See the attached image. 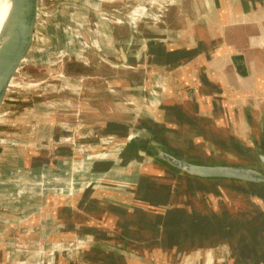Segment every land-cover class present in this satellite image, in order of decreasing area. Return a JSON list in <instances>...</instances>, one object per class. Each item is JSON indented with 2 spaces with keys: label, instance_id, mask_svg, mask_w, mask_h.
<instances>
[{
  "label": "rangeland",
  "instance_id": "1",
  "mask_svg": "<svg viewBox=\"0 0 264 264\" xmlns=\"http://www.w3.org/2000/svg\"><path fill=\"white\" fill-rule=\"evenodd\" d=\"M58 1H42L41 16H57L63 10L68 11L70 7L75 21L71 20L69 23L66 34L50 62L40 65L43 66L41 68H46L44 73L39 75L41 73L36 72L28 81L24 70H21L15 79L17 87L9 94L23 103L22 98L32 93L34 101L32 109L30 107L24 111L25 105L20 103L10 109L14 119L25 117L27 123L10 154L5 171L0 174V250L6 252L1 264H89L84 255L94 237L89 234L77 235L71 239L64 237L71 232L66 222H62L49 233L34 228L24 235L7 237L2 232H5L7 227H11L16 235L22 232L23 221L35 219L33 215L39 211V204L44 198L51 202L65 198L66 189L61 190L66 193L58 196H55L51 189H57L60 183L72 186L70 181L75 184L81 181L73 179L72 175L87 176L83 183L79 182L80 187L85 188L88 186V176L95 175L105 163L107 166L112 164L108 167L110 173L118 171L121 166L148 172L145 167V155L136 147L142 141L141 130L131 127L132 123L128 122L134 116L141 115L143 105H146V113L153 109L148 99L146 103L138 100L139 92L143 90L142 82L149 81V76L156 75L153 70L156 66L146 60L144 55L140 56L139 47L147 43L151 36L163 38L185 29L188 12L192 20L193 17L197 19V10L193 9L197 4L195 0L193 6V0H187L181 8L178 5L183 0H95V4L92 0H75L73 3ZM172 7L175 15L170 11ZM4 9L3 1V4H0V22H3L1 13ZM182 9L184 12L186 10L185 14ZM121 21L127 24L130 32L137 33L136 39L123 32L121 33L124 40L119 38L118 27ZM104 31L107 33L106 39L100 36ZM238 33L227 41L230 45L238 46L239 53L229 55L230 59L247 72L250 68L256 71L264 69V32L261 31L259 38L253 41L256 46L252 45L251 40L258 36L255 25L243 28ZM212 37L213 35H210V39ZM92 40H96V43ZM243 54L247 56L245 61H237V55ZM192 77L190 76L188 86L184 88L183 96L192 100L197 96L200 98V94H206L208 91L215 103L200 99L201 102H196L193 106L182 108V105H178L168 110L176 124L162 125L157 129L158 135L165 140V145L189 146L187 140L192 139V147L189 146V150L197 148L222 154L223 152L205 136L238 138L250 142L252 128H256L260 115L264 114V92L257 91L256 88L251 89L247 80L235 77L234 74L229 75L228 81L235 92L233 89L232 92L222 93L211 90L201 79ZM178 79H175L177 84ZM33 83L38 85H32ZM153 85L156 88L155 82ZM192 88L194 93L190 91ZM146 91L143 90L149 98L150 94ZM242 103L257 111L254 123L249 124L242 114ZM3 114L4 112L2 118ZM117 123H124L126 127L113 128ZM0 145L4 147L5 142ZM180 145L177 146L178 149L183 150ZM229 158L236 160L228 155ZM34 186L43 190L38 194L41 196L33 197V192L26 193ZM107 188L106 184H102L99 185L98 191H105ZM20 190L25 194L18 195ZM221 190L220 197L214 195L215 190L207 191L208 199L205 200L219 201L223 206L235 198L243 202L251 199L249 194H246V197L234 195L230 186H223ZM96 191L89 190L90 201H100ZM9 194L14 198L9 197ZM196 194V199L202 201L198 193ZM115 201L118 200L105 199L100 201L104 203L103 207H93L90 204L88 206L126 214L134 210L132 201ZM222 211L224 207H221V214ZM81 219L82 216L77 217V220ZM95 225L100 231L99 235L101 232L106 233L102 220H97ZM256 226L263 227L260 221ZM109 229L112 228L109 226ZM78 230L79 228L72 230L73 235H76ZM262 239L264 241V236L260 241ZM233 241L235 240L230 239V242ZM222 244L219 247L226 248L230 244L229 237ZM179 257H175V260L172 256L167 258L171 262L174 261V264H185V261H181L182 257ZM8 258H14V263ZM167 258L164 255L160 260L166 264ZM194 263L195 261L192 262ZM95 264L98 263L95 261Z\"/></svg>",
  "mask_w": 264,
  "mask_h": 264
},
{
  "label": "crops",
  "instance_id": "2",
  "mask_svg": "<svg viewBox=\"0 0 264 264\" xmlns=\"http://www.w3.org/2000/svg\"><path fill=\"white\" fill-rule=\"evenodd\" d=\"M92 1L95 4V0ZM195 1L197 2L196 6H193L194 0L191 3L193 9L197 10V19L193 17L192 20L187 11L185 29L173 35L170 33V35L163 38L151 37L147 40V43L141 44L139 47L141 50L140 56L144 55L146 60L156 66L153 69L156 71V75L149 76V81L144 80L142 82L144 85L139 83V85H143V90H147L146 92L150 96L148 98L147 94L140 90L138 100L141 103H146V99H148L153 109L145 114L141 113V115L134 116L128 122L132 123L131 127L141 130L142 137L140 139L142 141L136 147L145 155V167L148 168V172H144L142 169L133 170L121 166L118 171L110 173L108 167H111L112 164L107 166L105 163L104 167L98 170L95 175L88 176L86 181L88 186L85 188L80 187L79 182L83 183L87 176L72 175L73 179H80L81 181L76 184L70 181L69 184H72V186H65L60 183L57 189H51L55 196L66 193L61 192V190L66 189L65 198L61 197L58 201L52 202L46 201L44 198V201L39 204L40 209L45 210L44 215L35 216L36 220H30V218L23 221L21 226L23 231L17 235L11 227H7L5 232H2L4 235L16 237L24 235L29 232V229L34 228L49 233L50 230H55L62 222H66L68 230H71V232L65 234L64 237L71 239L83 234L94 237L84 255L89 264H95V261L98 264H141V262L104 250L102 248L104 244L146 256L157 264H164L160 260L164 255L166 258L172 256L173 260H175V257L178 259L180 256L182 257L181 261H185V264H192L193 261H195L194 264H264V242L259 243L262 235L258 236V232L253 233L252 220L247 217L239 218L237 209L228 223L219 220L217 224H212L219 227L215 229L219 232L214 236L221 237V232H226L227 229L230 230L227 236L231 245L226 244V248L219 247L222 242H218L212 248L205 245L201 246L199 235H203V231H197L198 224L195 223L197 220L200 222L201 218L198 215L205 216L209 213L220 215L221 207H224L223 214L226 209H230L231 202L239 200V198H235V200H230L229 204L227 202L223 206L219 201H206L205 199H208L206 192H209V190H215L214 195L220 197L222 194L221 188L230 186V189L234 191V195L246 197V194H249L251 199L246 201H254V195L235 183L201 180L176 173L155 161L153 157L148 156L144 150L150 141L142 128L149 125V120L154 129H158L162 125L171 126L176 122L168 110L174 109L178 105H182V108H186L188 105L193 106L196 102L200 103L201 100L215 103L208 91H206V94H200V98L197 96L192 100L183 96L184 88L188 86L191 79L190 76L201 79L211 90L222 93L223 91L232 92L234 89L228 81L229 75L234 74L235 77L247 80L251 89L256 88L257 91L264 92V69L260 68L256 71L250 68V71L247 72L242 67L237 66V63H234L229 55L239 53L238 46L227 43L239 30L255 25L258 36L253 37L251 40L252 45L256 46L253 41L259 38L262 34L261 31L264 32V0ZM4 2L5 9L1 13L3 20L8 9V3ZM184 2H187V0L180 3L181 7H183ZM1 3L3 4V2ZM183 13L185 14L186 10ZM72 20L75 21L74 17H72ZM0 23L2 24V22ZM210 35H213L212 39H210ZM100 36L106 39L107 33L104 31ZM92 42L95 44L96 40H92ZM195 50H197V53H195ZM241 55H237V61L244 62V58L247 56H244L245 54ZM262 65L264 66V64ZM190 72L194 74H190ZM175 79H178L179 85L175 82ZM154 82L156 88H154ZM190 91L194 93L195 90L192 88ZM144 107L146 108V105L141 108ZM241 107L242 114L245 116L247 106L242 103ZM147 110L149 109L147 108ZM112 127L124 129L126 124L117 123ZM191 141L192 139L187 140V144H192ZM210 150L215 152L214 149ZM71 177L69 178L71 179ZM102 184H106L107 190L98 191L99 185ZM35 187L29 190L30 192H26L27 194L33 192L34 196L30 195V197L41 196L38 194L43 190ZM90 189L91 191L97 190L100 201L105 199H116L118 201L115 202L118 203H120L119 201H132L134 210L126 214L116 211L111 212L107 208H93L103 207L104 203L90 201ZM22 193L24 192L20 190L17 194L21 195ZM196 193L202 201L196 199ZM11 195L9 194V197L14 198ZM258 201L263 200L258 199ZM88 204L93 207L90 208ZM232 206L235 209L241 205L237 201ZM259 206L264 209V203L259 204ZM36 213H39V211ZM78 216H82L83 219L77 220ZM97 220L103 221V226L107 230L106 233L101 232L99 235L100 231L97 230V225H95ZM203 222H205L204 219ZM246 224L250 228H245ZM199 225L203 227V224L199 223ZM109 226L112 229H109ZM77 228H79L78 232L73 235L72 230ZM26 229L27 231H25ZM230 239L235 241L230 242ZM5 253L0 250V264L5 259ZM8 260L10 259L8 258ZM10 262L14 263V258ZM173 262L168 258L166 260V264H174Z\"/></svg>",
  "mask_w": 264,
  "mask_h": 264
},
{
  "label": "water",
  "instance_id": "3",
  "mask_svg": "<svg viewBox=\"0 0 264 264\" xmlns=\"http://www.w3.org/2000/svg\"><path fill=\"white\" fill-rule=\"evenodd\" d=\"M3 1L8 3V9L0 27V143L5 142L4 147L0 145L1 175L27 123L25 117L16 120L11 116L13 114L10 111L11 107L21 102L19 98L9 96L11 90L17 87L15 79L21 70H24L28 81L35 76L36 72L41 73L39 75L44 73L46 68H41L43 66L40 65H47L50 62L72 20L70 7L68 11L63 10L57 16L42 15L44 16L42 21L41 3L44 0H0V3ZM74 1L62 0L69 3ZM32 85H38V83ZM31 94L22 98L23 103L20 104L25 105L24 111L30 107L32 109L34 98ZM141 110L142 113H146L145 107ZM3 112L4 118L1 116ZM256 115L257 111L249 107L245 108V117L249 124L254 123ZM150 124L149 120V125L142 128L150 141L144 148L148 156L161 158L165 163L194 177L235 183L264 201V114L260 115L256 128H252L250 142L238 138L205 136L208 140L210 139V143L223 152L222 154H213L197 148L189 150L188 148L192 147L189 144L191 147L187 145L182 147L180 144L165 145V140ZM178 145L183 150L178 149ZM228 155L236 160L228 159ZM102 248L141 264H157L146 256L113 246L104 244Z\"/></svg>",
  "mask_w": 264,
  "mask_h": 264
},
{
  "label": "trees",
  "instance_id": "4",
  "mask_svg": "<svg viewBox=\"0 0 264 264\" xmlns=\"http://www.w3.org/2000/svg\"><path fill=\"white\" fill-rule=\"evenodd\" d=\"M168 1L169 0H166V2H168ZM178 6L181 8L180 4ZM174 7H172V8H174ZM182 11L184 12L183 9H182ZM172 15H175V12H174L173 9H172ZM130 18H131V16H130ZM119 24H121L118 27V36H119L120 39L124 40L123 39V35H122L121 32L128 33V34L131 35L132 39H136L137 33L130 32L128 30V27H127L126 23L121 21V22H119ZM125 39L127 40L128 38L125 37ZM137 83L139 84L140 82H137ZM254 198H255L254 200H258L259 196L254 195ZM236 202H231L230 209L229 210L226 209L227 213L225 211V213L222 214V215H215L213 213H209V214H205V216H203L202 214L199 213L200 215H198V217L201 218L200 222L197 220L195 223L198 224L197 225V228H198L197 231H199V232L203 231V235H199V239H200V241H199L200 243L199 244L201 246L205 245L208 248H212V247L216 246V244L218 242L219 243L220 242H224V240H226L228 238L227 234L229 233L230 230H227L226 231L227 233L226 232H223V233L221 232V234H222L221 237L214 236L216 233L218 234L219 231L218 230L215 231V229H217L219 227L216 226V225H212V224H217V222L219 220H221L223 222L225 221V223H228V221L231 220V217L234 216V211L236 209H237V215H238L239 218L247 217L248 219L252 220V223H254V221H256L255 222L256 225H258V223L260 221V223L263 225V227L262 228H258L256 225L253 224V227H252L253 233L254 232L255 233L258 232V234H259L258 236H261V235H262V237L264 236V209H262L259 206V204L264 203V201H244V202L243 201H238L241 206H238V207L236 206L237 208L234 209V207L232 205H233V203L235 204ZM203 219H204L205 222H203ZM211 219H212V221H211ZM199 223L203 224V227L200 226ZM222 224H224V223H222ZM246 227H248V226L245 225V228ZM248 228H250V226ZM209 233H211V235H209ZM197 242H198V240H197ZM260 242H264L263 239H262V241H259V243ZM191 246H193V245L191 244Z\"/></svg>",
  "mask_w": 264,
  "mask_h": 264
},
{
  "label": "bare ground",
  "instance_id": "5",
  "mask_svg": "<svg viewBox=\"0 0 264 264\" xmlns=\"http://www.w3.org/2000/svg\"><path fill=\"white\" fill-rule=\"evenodd\" d=\"M153 158H154V160L157 161L158 163L164 165L165 167H167V168L173 170V171L176 172V173H179V174H182V175H185V176L191 177V178L201 179V178H198V177H194V176L190 175L189 173L184 172V171H182L181 169H179V168H177V167H175V166H172V165H170V164L165 163V162L163 161V159H161V158H156V157H153ZM201 180H205V179H201ZM207 181H211V180H207ZM44 212H45L44 209H40V210H39V213H36L35 215H33V218H34L35 216H38V215H39V216L44 215Z\"/></svg>",
  "mask_w": 264,
  "mask_h": 264
}]
</instances>
